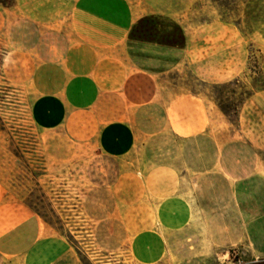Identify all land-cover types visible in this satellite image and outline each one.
I'll list each match as a JSON object with an SVG mask.
<instances>
[{
    "label": "rangeland",
    "instance_id": "obj_1",
    "mask_svg": "<svg viewBox=\"0 0 264 264\" xmlns=\"http://www.w3.org/2000/svg\"><path fill=\"white\" fill-rule=\"evenodd\" d=\"M39 4L0 3V205H27L43 234L68 243L66 264H138L122 243L121 221L131 219L132 232L145 226L161 198L148 180L159 182L161 164L170 162L181 173L167 159L179 143L169 132L137 136L113 154L89 111L59 127L39 125L37 68L61 57L70 37L54 5ZM123 4L135 23L119 49L120 76L146 71L167 104L186 95L203 100L216 115L209 131L231 142L237 157L225 176L171 177L195 206L202 246L190 240L193 250L173 247L157 264H264V216H246L231 201L239 178L264 174V0ZM0 264L21 261L0 255Z\"/></svg>",
    "mask_w": 264,
    "mask_h": 264
},
{
    "label": "crops",
    "instance_id": "obj_2",
    "mask_svg": "<svg viewBox=\"0 0 264 264\" xmlns=\"http://www.w3.org/2000/svg\"><path fill=\"white\" fill-rule=\"evenodd\" d=\"M37 1L43 5L45 0ZM46 1L54 5L53 15L65 17L70 37L64 40L61 57L37 68L40 102L34 113L38 124L59 127L76 113L89 111L102 127L99 142L111 146L113 154H119L130 139L135 145L137 136L151 139L169 132L179 144L167 159L175 160L181 173L170 162L161 164L159 182L150 176L151 191L161 198L153 215L140 221L145 223L143 228L132 232L128 225L133 221H121L125 225L122 243L128 242L138 264H157L173 247L177 254L180 247L193 250L190 240L201 247L200 234L193 226L195 206L171 177L180 182L191 176L200 180L231 174L232 160L237 159L233 144L209 131L215 113L196 96H181L169 104L159 101L153 77L146 71L120 76L119 49L135 23V12L123 7L128 0ZM231 193L239 212L264 216V174L239 178ZM70 251L64 239L43 234L40 220L24 203L0 205L2 257L20 259L21 264H66Z\"/></svg>",
    "mask_w": 264,
    "mask_h": 264
},
{
    "label": "trees",
    "instance_id": "obj_3",
    "mask_svg": "<svg viewBox=\"0 0 264 264\" xmlns=\"http://www.w3.org/2000/svg\"><path fill=\"white\" fill-rule=\"evenodd\" d=\"M14 0H0V3L3 5H10ZM264 263V261H262Z\"/></svg>",
    "mask_w": 264,
    "mask_h": 264
}]
</instances>
